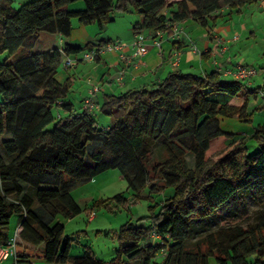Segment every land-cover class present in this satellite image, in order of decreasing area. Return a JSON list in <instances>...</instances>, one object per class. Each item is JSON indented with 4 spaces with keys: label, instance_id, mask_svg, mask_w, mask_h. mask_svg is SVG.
<instances>
[{
    "label": "trees",
    "instance_id": "trees-1",
    "mask_svg": "<svg viewBox=\"0 0 264 264\" xmlns=\"http://www.w3.org/2000/svg\"><path fill=\"white\" fill-rule=\"evenodd\" d=\"M79 1L83 9H68ZM256 1L34 0L15 8L13 0H0V244L12 239L11 222L18 216L17 264H33L20 247L42 248L49 264H210L212 256L219 264H264V123L242 135L224 131L220 119L250 120V100L264 94V86L248 90L241 104H222L211 96L237 97L245 81L224 79L217 71L176 70L139 90L106 96L100 112L111 124L101 128L92 112L67 102L72 84L59 82L57 74L63 55L76 57L107 41L84 47L67 42L62 51L33 52L43 32L69 38L75 18L103 30L115 21V12L136 14L135 31L153 37L158 31L172 35L173 25L192 19L211 34L224 8L239 12ZM58 108L67 116L59 117ZM222 139L227 145L211 156L213 144ZM253 141L258 151L251 154ZM92 144L97 146L89 154ZM115 169L131 199L118 194L96 200L85 210L89 215L152 201L166 189L175 193L158 209L151 206L150 215L121 226L113 259H98L88 246L84 255L73 257L74 238L66 236L60 220L84 212L72 192ZM245 195L261 207L252 215ZM235 200L241 217L251 221L227 216L223 226L207 229Z\"/></svg>",
    "mask_w": 264,
    "mask_h": 264
},
{
    "label": "rangeland",
    "instance_id": "rangeland-1",
    "mask_svg": "<svg viewBox=\"0 0 264 264\" xmlns=\"http://www.w3.org/2000/svg\"><path fill=\"white\" fill-rule=\"evenodd\" d=\"M258 1L260 2L261 0L244 6L239 12L235 10L231 12L229 8H224L223 11L226 10V14L222 13L223 17H220L215 24L212 23L213 32L221 34L223 38L233 39L235 36L239 38L237 40L239 46L235 45L232 49L235 62H232V65H248L253 67L257 72L255 76L245 81L247 87L237 97L216 93L211 96L212 100H216L222 104H241L246 100V92L248 90L264 86V9H260V3ZM70 6L74 9H83L85 3L84 1H79ZM114 16H117V20L105 25L103 30L98 25H91L93 27L89 29V32L92 36L91 41L94 44H97L107 37H115V35H122L124 38L128 37L130 35L129 29L131 24L140 19L136 14L121 15V13L115 12ZM78 21L75 18L72 20V23L77 24ZM228 27L233 28L232 32L228 33V31H224ZM76 38L80 39L79 37ZM245 46L248 47L244 48ZM2 102L3 97L0 95V104ZM249 113L251 114L249 122H241L238 118H223L221 122L222 129L226 132L251 135L254 127L264 123V94H259L257 100H250ZM93 117L101 128L107 127V124L111 120L100 111H96ZM50 128L52 127L50 126ZM226 145V139L214 143L209 154L213 156L219 148L225 147ZM96 146V144H92L89 147V154L92 152L91 149ZM257 151V145L253 141L249 144V153L253 154ZM89 154L87 156V162L93 165L94 163L90 160ZM174 193L173 188L166 189L164 192L154 194V200L152 201L145 198L135 204H130V207L121 206L120 208H114L113 211L103 208L89 215L85 210L91 207L96 200H108L118 194H124L131 199L128 193L127 183L123 179L120 171L115 169L108 170L98 175L95 180L78 187L72 192V195L82 206L84 212L73 219H60L65 225L66 236L74 238L71 255L73 257L84 255L85 247L88 246L98 259L105 261L113 259L119 245L117 233L121 226L128 221L138 222L140 218L150 215L151 206L158 209L161 202L174 195ZM148 194V191H146L145 195ZM245 200L250 215L261 208L250 195H245ZM261 200L264 204V194L261 196ZM241 211L238 201H233L227 208L220 211V215L210 222L207 229L216 230L218 227L223 226L227 222V216H233L240 223L247 224L251 221V218H242ZM18 221V216L13 217L10 233L15 232ZM37 264L42 263L37 261ZM210 264H219L216 257H210Z\"/></svg>",
    "mask_w": 264,
    "mask_h": 264
},
{
    "label": "crops",
    "instance_id": "crops-1",
    "mask_svg": "<svg viewBox=\"0 0 264 264\" xmlns=\"http://www.w3.org/2000/svg\"><path fill=\"white\" fill-rule=\"evenodd\" d=\"M31 1L34 0H13L15 8H19ZM259 3L260 9H264V0H261ZM68 9L81 10L74 9L71 6ZM223 12L226 14L227 11L224 10ZM115 20H117V16ZM138 23H140V19L131 24L129 29L130 35L128 37L124 38L122 35H115V37L102 39L107 41L106 44L120 45V48L103 51L94 61H79L73 67L64 69L62 63L65 55H63L61 64L58 67L57 79L61 83L71 82L72 87L67 102L71 103L75 110H84L86 100H91L96 105V108L92 111L93 115L96 111H100L106 96L119 95L129 90H139L145 86L162 81L169 73L176 70L199 75L217 71L224 79H235L232 75L236 67L235 64L232 65V62L235 63L232 49L235 45L239 46L238 42L230 43L229 48L226 50V43L231 39H225L221 34L216 32L209 34L192 19L177 24L180 32L179 36H175L172 32V35L164 34L163 38H158L153 37L145 30H139V32H143L148 38L146 41L148 53L142 58L132 59L135 51L133 45L136 33L135 26ZM72 25L73 27L76 26V28L73 29L69 38L61 34L43 32L33 52H51L57 49L62 51L67 42L76 47L94 44L91 41L92 36L89 32V29L93 26L82 25L79 21L77 24L72 23ZM232 30V27H228L224 31L230 33ZM77 34L78 36H76ZM106 44L101 48L96 47L95 50H102ZM247 47L245 46L244 48ZM177 52L180 53V56L176 64ZM84 54L85 52L78 56L82 57ZM203 54H206L204 59L202 58ZM95 87H98L99 91L92 94L91 92ZM56 111L59 117L67 116V113L62 108H58ZM220 119L222 122L223 118ZM238 120L241 122L250 121ZM110 124L111 121L104 128H109ZM253 132L254 130L251 134ZM16 226L15 232L18 224ZM15 232L10 233L9 230V237L14 238ZM19 252L28 256L33 261V264H37V261L42 264L47 263L43 258L42 248L40 247L28 248L26 250L20 247ZM3 264H17L16 258L10 257Z\"/></svg>",
    "mask_w": 264,
    "mask_h": 264
},
{
    "label": "built area",
    "instance_id": "built-area-1",
    "mask_svg": "<svg viewBox=\"0 0 264 264\" xmlns=\"http://www.w3.org/2000/svg\"><path fill=\"white\" fill-rule=\"evenodd\" d=\"M172 30L175 36H179L180 32H179V28L177 24L172 26ZM164 34H165L164 31H158L156 35L158 38L159 37L163 38ZM147 39H148L147 36L143 32L135 33L134 40H133L135 51L132 56V59L142 58L148 53V47L146 45ZM238 39L239 38L235 36L233 39L229 40L226 43L227 46L225 49L227 50L229 48L230 43L236 42ZM157 43L159 42L157 41ZM119 48H120V45L108 43L106 44L105 47L102 48V50L99 49V50H94L91 52H85V54L82 57L78 55L76 57L65 56V59L63 60V63H62V67L64 69H69L73 67L79 61H89V60L94 61L96 60L97 56L100 55V53H102L103 51L119 49ZM179 56H180V53L177 52L176 53V57H177L176 64L179 61ZM256 74L257 72L253 67L248 66V65H241V64H238L232 72V75L236 80H242V81H247L251 79L253 76H255ZM98 91H99V88L95 87L91 93L94 94ZM95 108H96V105L91 100H86L84 104V110L92 112L94 111ZM153 240L156 243L163 244L161 237L157 234H153ZM17 253H18V244L15 238H12L6 246L0 244V264H3V262L9 259L10 257L16 258Z\"/></svg>",
    "mask_w": 264,
    "mask_h": 264
}]
</instances>
